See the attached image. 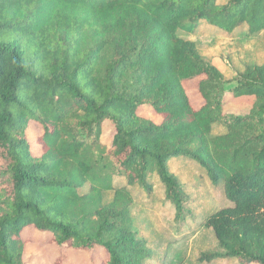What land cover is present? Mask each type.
I'll return each instance as SVG.
<instances>
[{
    "label": "trees",
    "instance_id": "trees-1",
    "mask_svg": "<svg viewBox=\"0 0 264 264\" xmlns=\"http://www.w3.org/2000/svg\"><path fill=\"white\" fill-rule=\"evenodd\" d=\"M200 23L256 35L264 0H0V264H26L28 229L88 264H160L194 220L217 245L198 261L264 264V63L225 90ZM188 161L212 190L172 172Z\"/></svg>",
    "mask_w": 264,
    "mask_h": 264
},
{
    "label": "rangeland",
    "instance_id": "rangeland-1",
    "mask_svg": "<svg viewBox=\"0 0 264 264\" xmlns=\"http://www.w3.org/2000/svg\"><path fill=\"white\" fill-rule=\"evenodd\" d=\"M226 0H219L220 3ZM198 48L200 55L213 64L228 81L225 90H230L234 87V83L230 81L235 73L247 65H260L264 63V31L249 36L246 35L244 29L234 31L232 34H224L216 31L213 28L207 27V24L200 23L197 26L196 32L190 37ZM190 102L197 106L200 98L197 93V80L190 81L184 85ZM238 101V102H237ZM243 100L233 101L228 96L225 97L224 110L229 113L241 114L244 110ZM28 129V138L32 144L31 150L37 155L40 153L37 143L40 133L39 128L31 125ZM223 128L216 126L213 134L222 133ZM106 135V129H105ZM172 169L179 171L190 186L189 190L196 194H206L212 188L207 185H199L202 183V177L199 168L196 164L188 161L187 163H174ZM138 190V188H137ZM137 192L141 193L139 189ZM161 196V192L157 187H154L152 194ZM141 195V194H140ZM137 199V197H136ZM197 203L196 201L194 202ZM219 207H223L219 204ZM153 210V208L150 209ZM196 221L188 223V229L185 231L184 237L177 241L178 247L172 251V254L165 257V260L159 258L160 264H207L206 262L198 261L202 253L217 250L215 237L210 230L198 229ZM141 229L146 232V224H141ZM25 239H28V244L25 248L24 259L26 264H88V255L77 250H59L55 245L50 244L49 236L40 234L33 229H28L23 234ZM182 244V245H180ZM158 256V255H157ZM155 264V263H147ZM208 264H237L235 260L227 261H212Z\"/></svg>",
    "mask_w": 264,
    "mask_h": 264
},
{
    "label": "crops",
    "instance_id": "crops-1",
    "mask_svg": "<svg viewBox=\"0 0 264 264\" xmlns=\"http://www.w3.org/2000/svg\"><path fill=\"white\" fill-rule=\"evenodd\" d=\"M172 172L175 173V172H178V171L172 169ZM176 174H177V173H176ZM179 174H180V173H179ZM177 175H178V174H177ZM178 176H179V175H178ZM211 197H212V195H211ZM142 206H147V205L144 204V205H142ZM140 211H143V210L140 209ZM143 212H144V211H143ZM145 219H146V218H145ZM139 220H140V221H143V218L139 217L138 221H139Z\"/></svg>",
    "mask_w": 264,
    "mask_h": 264
}]
</instances>
